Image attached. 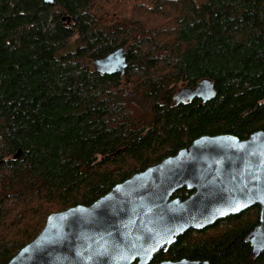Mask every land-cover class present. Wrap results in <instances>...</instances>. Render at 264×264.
Masks as SVG:
<instances>
[{"label":"trees","instance_id":"trees-1","mask_svg":"<svg viewBox=\"0 0 264 264\" xmlns=\"http://www.w3.org/2000/svg\"><path fill=\"white\" fill-rule=\"evenodd\" d=\"M119 46L123 75L92 69ZM202 78L213 97L173 102L177 83ZM257 129L264 0H0V263L48 213L90 204L201 134ZM258 211L188 229L152 261L264 264L244 240Z\"/></svg>","mask_w":264,"mask_h":264},{"label":"water","instance_id":"water-1","mask_svg":"<svg viewBox=\"0 0 264 264\" xmlns=\"http://www.w3.org/2000/svg\"><path fill=\"white\" fill-rule=\"evenodd\" d=\"M125 53L119 46L96 57L92 69L123 75ZM214 94L213 82L202 78L180 87L172 100L198 98L203 103ZM182 187L191 193L173 196ZM254 205L259 207L258 222L244 236L251 257L264 250V129L243 139L231 133L201 134L115 183L90 204L48 213L39 232L4 264H149L184 231L202 229ZM153 264L209 261L181 257Z\"/></svg>","mask_w":264,"mask_h":264},{"label":"rangeland","instance_id":"rangeland-1","mask_svg":"<svg viewBox=\"0 0 264 264\" xmlns=\"http://www.w3.org/2000/svg\"><path fill=\"white\" fill-rule=\"evenodd\" d=\"M127 3L130 5L132 3L133 0H126ZM183 86V83L182 82H179L176 84V87H174V92L177 91L180 87Z\"/></svg>","mask_w":264,"mask_h":264},{"label":"flooded vegetation","instance_id":"flooded-vegetation-1","mask_svg":"<svg viewBox=\"0 0 264 264\" xmlns=\"http://www.w3.org/2000/svg\"><path fill=\"white\" fill-rule=\"evenodd\" d=\"M153 259V258H152ZM161 260H163V259H161ZM157 261H160V260H157ZM157 261H150V263L149 264H153L154 262H157Z\"/></svg>","mask_w":264,"mask_h":264},{"label":"bare ground","instance_id":"bare-ground-1","mask_svg":"<svg viewBox=\"0 0 264 264\" xmlns=\"http://www.w3.org/2000/svg\"><path fill=\"white\" fill-rule=\"evenodd\" d=\"M198 137V136H197Z\"/></svg>","mask_w":264,"mask_h":264}]
</instances>
